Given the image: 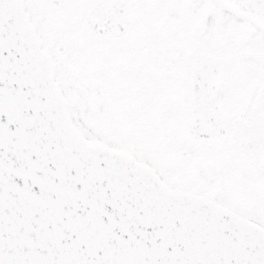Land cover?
I'll return each mask as SVG.
<instances>
[{
    "label": "snow or ice",
    "instance_id": "obj_1",
    "mask_svg": "<svg viewBox=\"0 0 264 264\" xmlns=\"http://www.w3.org/2000/svg\"><path fill=\"white\" fill-rule=\"evenodd\" d=\"M0 264H264V0H0Z\"/></svg>",
    "mask_w": 264,
    "mask_h": 264
}]
</instances>
